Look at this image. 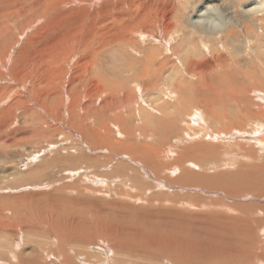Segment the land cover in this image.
Instances as JSON below:
<instances>
[{"label":"rangeland","instance_id":"374dc122","mask_svg":"<svg viewBox=\"0 0 264 264\" xmlns=\"http://www.w3.org/2000/svg\"><path fill=\"white\" fill-rule=\"evenodd\" d=\"M146 1L149 0H144ZM184 1H160L162 9L155 15L156 18L153 20L155 24L152 22L139 27L135 25L137 17L135 15L129 17L125 26L120 29V37L124 36L125 43L131 40L132 45L136 44L135 48L139 53L136 54L131 48L126 51L124 48L114 46L111 52L113 54L108 52L103 57L100 56L95 62L96 66L93 67L103 75L107 88H113L119 82L123 85L119 95H112L103 93L101 87H97L93 80L87 81L86 78L93 77L92 73H95L92 67L90 68L92 72L86 71L84 74L87 76L85 83L80 82L77 78L78 66L83 70L86 69V65L82 66L85 63L82 59L90 53L91 48L96 49L101 46L110 51L111 44L104 45L115 38L114 32H107L111 14L114 13L105 14L111 4L117 7L121 2L131 5L132 0H0V38L2 34L8 37L0 43L2 50L7 52L6 57L2 59L6 61L4 65L6 69L13 66L12 62L15 59L36 63V60L26 56L29 52L42 51L41 54L38 52L41 57L49 54L53 57L54 54L52 62L55 63L60 52H68L71 46L76 50L75 59L71 58L74 59L73 61L61 62L62 65H59L63 70L67 68L61 86L56 85L59 83L56 73H46L45 78L42 76L43 81L35 83L39 88L34 89L32 83L36 79L35 76L29 75L27 79L22 78V82H14V79L7 75V70L0 65V72L5 74L4 80L0 78V243H8L6 247L0 248V253L6 255L7 259L18 251L30 254L31 250H35V254L30 257H35L34 260L40 261V264H58L65 255L75 264L81 262L170 264L157 261L156 254L158 244L167 237L165 233L174 230L182 234L174 235L172 239L196 241L195 251L193 254L189 252V259L196 260L193 264H204L201 259L206 255L218 258V262L222 264L221 256L215 251L204 250L198 255L195 254L201 251V248H197L199 246L203 250L206 247L213 249L212 245H220L216 233L210 234L213 240L208 236L209 230H214L209 228L213 227L209 225V222H212L210 218L216 219L222 215L227 219L239 221H243V216L249 215L255 227L262 223L256 230V239L251 245L248 244L247 248L250 252L256 253L253 245L264 244L262 234L264 220H259L264 217V208L258 211L256 209L258 205L264 206V178L259 180L247 173L244 174L238 182L239 185L247 182L244 191L247 194H244V197L238 196L237 199L202 187L206 184L203 176L213 177L222 171H234L242 166H257L263 161L264 152L259 151L262 146L257 142H250L249 136L251 137L255 131L254 127L264 122L261 116L264 113V102L258 99L257 102L253 101L255 95L252 93H249V98L245 95L227 96L218 90L204 89V85L215 84L223 77H231L235 66L233 63L219 61L213 53L200 47V42L196 40H193L195 47L193 52L189 53L182 47V54L177 55L179 58L182 55L193 57L197 66L193 72L203 79L199 85H194L186 79L180 60L175 54L167 52L175 43L170 41V37L166 34V29L177 27V21L181 17L183 7L186 6ZM228 1L236 4L238 10L235 12L227 10ZM249 1L251 0H224L225 6L222 5L221 10H226L227 15L231 14L228 16L238 19L240 6L246 5ZM197 3L198 0H192L189 15ZM149 16L153 18L152 15ZM149 16L143 18L141 22L151 21ZM160 16L162 18H159ZM253 16L254 14L249 15V17ZM119 42L122 43L120 40ZM115 49L118 51L116 54ZM150 52L161 53L158 61H161V57H166L170 63L165 67L163 74L160 73L163 76H159L157 86L151 92H145L144 84L151 78L144 77L137 83L131 76L139 75L141 69L145 67V60L142 58ZM134 59L139 60L141 67L133 61ZM212 60L215 62L218 60L220 63H214ZM111 61H115L114 65ZM119 61L125 62L131 70L127 72V66L124 65L125 73L122 70L120 74H116L115 66L117 64L120 66ZM53 67H57V63L53 64ZM82 78L84 77L81 76ZM184 78L185 80L182 81ZM23 88L25 92L22 91ZM188 88L190 89L187 90ZM126 90L130 91L131 95L125 96ZM16 95H19L18 101H12L17 98ZM39 97L40 106L43 107L40 110L36 104ZM245 100L254 104L252 113L251 105H246L247 109L244 108ZM71 102H75L72 112L74 111L73 115L76 118L73 119L68 115ZM47 106L50 108L45 109ZM50 110L55 113L47 112ZM188 111L191 115L201 116H198L197 120V117L189 115ZM116 114L120 116L121 130L115 123ZM250 120L252 125L249 123ZM83 126L89 132L92 128H97L95 130L101 135L92 138L93 140L87 138L88 142H85L80 134ZM172 127H175L178 136L173 132ZM237 127H242V131L245 132L242 134L241 131H237L241 135L239 138L234 137V129ZM225 128L231 130L222 134L221 130ZM137 129L147 130V136L145 138L141 136ZM39 132L41 134H38ZM170 133H174L170 142H164L165 137ZM122 146L129 147L125 149ZM137 147L142 148L143 153L139 151L141 156L151 153L149 157L152 156V159L159 161L156 166L157 172L160 173L158 176L153 173L155 169L140 161ZM187 148L190 149L189 153L184 151ZM251 152L252 156H250ZM182 156L189 161L182 166L190 172V175L180 181L181 166L174 163V160ZM162 163L167 165V169L163 172ZM130 177L133 178L132 181L129 180ZM120 190L122 193L118 195L117 192L119 193ZM205 205L208 206L204 207ZM240 205L255 206L249 211ZM171 209L172 211L174 209L175 214H183V217L181 216L183 223H177L182 226L171 228L177 225L174 218L166 212ZM229 209L231 212L228 211ZM80 216H84L91 225L86 227L85 231L91 228L94 231L93 225L96 224V227L102 231L112 228L111 236L101 234L93 237L90 244L78 242L70 246L68 242L58 241V237L55 240L52 235L57 225L63 223L64 226L72 228ZM163 218L166 220L164 221ZM50 219L54 220V226L50 231L52 235L29 230L28 233L14 237V233L20 228L18 226L24 224L33 230L47 229L41 223ZM206 219L208 221L205 224ZM72 220L74 223H71ZM113 229H122L126 232L122 237L128 236V240L119 241L121 244L126 242L123 245L128 251L114 253ZM210 244L212 248L208 247ZM179 248V243L174 245L172 253L178 254ZM55 250H58L56 254L54 253L58 256L50 258L52 263L48 255ZM235 254L239 255V252ZM40 255L46 259L42 261ZM242 256L243 252L237 257ZM21 261L26 263L24 259ZM10 262L12 263V259ZM0 264H8V262L3 261ZM226 264L232 263L226 261ZM237 264L242 263L239 261Z\"/></svg>","mask_w":264,"mask_h":264},{"label":"bare ground","instance_id":"6f19581e","mask_svg":"<svg viewBox=\"0 0 264 264\" xmlns=\"http://www.w3.org/2000/svg\"><path fill=\"white\" fill-rule=\"evenodd\" d=\"M139 1H142L143 3L139 2ZM160 1H162V0H149L146 2H144V0H135V1L132 0L131 5H126L125 3L121 2L119 7H117V5L114 6L112 4L110 7L108 6L109 8H108L105 15H107L108 13H114V14H111V21L108 24L107 32H111V33L114 32L115 33L114 40H109L108 43L104 45V46H106V45L111 44L110 51L102 48L101 46H98V48H96V49L91 48L89 50L90 53H87L86 57L84 59H82L83 63L85 62L84 65H82V66L85 67V65H86V69L85 70L81 69L80 68L81 66H78L79 68L77 67L78 68L77 78L79 79V81L80 82L84 81V83H85V77H87L86 75H84V74H86L85 72L91 71L90 68L92 67L91 69H93V67L96 66L95 62L98 61V58L100 56L103 57L108 52L112 55L113 53H111V52H112V49L114 46L124 48L126 51H128L129 48H131L136 54H138L139 51H137V48H135L136 44L132 45L131 40H129L125 43L124 36L120 37V29L125 26V24L127 23V20L132 15H135L137 17V21L135 24L136 26H139V27L142 26L143 27L145 24H150L152 22H153V24H155V21H153L156 18L155 15H157L159 13V11L162 9V4L159 3ZM223 1H221V0H198L197 5L198 4H201V5L200 6L196 5L193 9V12L189 15V9L192 6V0H185L184 2H186L185 3L186 6L183 7V10H182L183 12L181 13V17H179V19L177 21V27L172 26L171 29H169V30L166 29V32H167L166 34L170 37V41L175 43V45H172L171 48H169V50H167V52L171 53V54H175L177 56V59L180 60V63L182 65V69L185 71L184 76L186 77V79H188L194 85H199V82L202 81L203 77L202 76L200 77L199 74H196L193 72L194 69H197V66L195 65L193 57H190L188 55H186V56L182 55L181 58H179L177 55V54H182L181 53L182 47H184L189 53L193 52L194 48H195L193 40H196L197 42L199 41L201 44L200 47H204L207 50V52L213 53L219 61L233 63V65L235 66L234 71L231 73V77H229V78L223 77L220 80L216 81L215 84H208L207 86L204 85V89H207V91H217L218 90L220 92H223L227 96L245 95V96H248L249 98H250L249 93H252V95L253 94L255 95L254 99H252L253 101L257 102L258 100H260V101L264 102V0H256V1L251 0L246 5L240 6L238 19H236V17H234V16H228L231 14L229 13L227 15L226 10H224V11L221 10V6L222 5L225 6ZM199 2H201V3H199ZM176 3H178V2H176ZM154 4H156V7H154ZM164 6H165V4H164ZM222 8L225 9L224 7H222ZM227 10L235 12L236 10H238V6L236 4L228 1L227 2ZM163 11H164V7H163ZM186 14H188L189 16ZM250 14H254V16L249 17ZM149 15H152L153 18ZM146 16H149V18L152 20L147 21V22H141V21H143V18H145ZM159 18H162V16H160ZM129 24H131V23H129ZM0 32H1V30H0ZM96 32H97V30H96ZM144 32H145V30H144ZM163 32H164V29H163ZM106 34H108V33H106ZM91 35H93V34H91ZM94 35L97 36L96 33H94ZM6 39H8V37L5 36L4 34H2V38H0V43ZM119 40L122 43H120ZM8 44H10V43H8ZM8 44L6 46H8ZM69 48L70 49L68 52H62V53L60 52L59 55L56 53L57 54V62H55L56 61L55 60L54 61L55 63L52 62V60L54 59V56H55L54 54H53V57L51 56V54H49V56L41 57V55L40 56L38 55L39 51H36V52H32V53L29 52V54L26 55L27 57H31L32 59L36 60V63H31V62L26 61V60H16L15 59L14 62H12V63H14L13 66L8 67L6 69L4 66L6 61L5 60L3 61L2 59H4V57H6L7 52L3 51L2 46L0 45V65L3 69L7 70L6 71L7 75L9 77H12L14 79V82H18V81L20 82L22 80V78L27 79L29 75L35 76L36 79L32 83L34 89L36 87L39 88L38 86L35 85V83L39 82V81H43L42 76L44 77V75L46 73L47 74H55L56 73V77L59 80V83L57 81L58 84H56V85L61 86L64 83V77H66L65 71L67 68L65 67L66 69L64 68L65 70H63V69H61V67H59V65L60 64L62 65L63 62L68 63L69 61H73L75 59L74 55H76L75 54V52H76L75 48L73 46H71ZM81 51H78V53H82ZM121 51H123V50H121ZM198 51H199V48H198ZM41 52L42 51H40L39 53L41 54ZM117 52L118 51L115 49V54ZM88 54H90V55H88ZM83 55H85V54L83 53ZM161 55H162L161 53L155 54L154 52H150V53L144 55V57L142 59L145 60L144 61L145 67L141 69L138 76H135V75L131 76L132 80L137 82V83L142 81L144 79V77H147V78L150 77L151 78V79L147 80L144 84V88H145L144 91L145 92H151L154 89V87L157 86V80H158L159 76L160 77L163 76V75H160V73H162L164 71L165 67L168 66L170 63L168 58H166V57H161V61H158V57ZM117 56H118V54H117ZM72 57L74 58L73 60H71ZM78 60H79V58H78ZM118 60H120V59H118ZM218 60L216 62L220 63ZM133 61L136 64H138L139 67H141V64L138 63L139 60L134 59ZM108 62L109 61H107V63ZM111 62H113V61H111ZM114 62L112 63L113 65H114ZM212 62L216 63L215 60H212ZM56 63H57V67H53V64H56ZM118 63H120V61ZM124 65H126L125 62H121L120 63L121 67L119 66V64H117V66H115L116 67L115 68L116 74H120L122 72V70L125 73V71L123 69ZM126 66H127L126 71L129 72L131 70L130 66L129 65H126ZM56 70H57V72H55ZM151 70H153V72ZM92 71L94 72L95 70L93 69ZM4 75H5L4 72H0V78L1 79L4 78ZM89 75L91 77L90 72H89ZM92 75H93V77L86 78L87 81L89 82V81L93 80L94 84L97 87H99V88L101 87L100 90L103 93H110L112 95L113 94L119 95L120 91L123 90V85L120 82L117 83L113 88H107L106 83H105V79H104L103 75L99 73V71H95V73H92ZM81 76H83L84 78L81 79ZM181 79H182V76H181ZM46 80H47V78H46ZM184 80H185V78L182 81H184ZM71 83H73V81ZM244 83H248V84L244 85ZM44 84H46V83H44ZM4 89L6 90L7 87H5ZM189 89L190 88H188L187 90H189ZM177 90H178V88H177ZM22 91L25 92V88H23ZM31 91H34V90H31ZM44 91H45V89H44ZM28 92H30V91H28ZM129 95H131V92L126 90L125 96H129ZM16 96H17V98L12 99V101H18L19 95H16ZM36 97H38V96H36ZM129 99H130V97H129ZM36 102L35 103L37 104V107L39 108V110H40V108H43L40 106V97H39L38 101L36 100ZM74 103L73 102L70 103L69 113H68V115H70V117H72V119L75 117L73 115L74 111L72 112V109L74 107ZM190 103H189V106H190ZM11 104H13V103H11ZM62 104H64V102ZM187 104H184V105H187ZM239 104H242V103L239 102ZM243 105L245 106L244 108H246V109H247L246 105H251L250 107H251V113H252V108H253L254 104H252L248 100H245L243 102ZM48 108H50V107L47 106V108H45V109H48ZM55 108H57V107H55ZM47 112H53V111L50 110ZM54 113L55 112H53V114ZM87 113H88V111H87ZM90 113L92 114V111ZM91 114H89V115L91 116ZM188 114L191 115L189 113V111H188ZM49 115H52V114H49ZM65 115H67V114H65ZM71 115H73V116H71ZM53 116H55V115H53ZM191 116L197 117V120H198V116H201V115L195 114V115H191ZM261 116L264 118V113H262ZM181 117H183V115H181ZM49 118H51V117H49ZM174 118H176V117H174ZM72 119H71V121H72ZM119 119H120V116L118 114H116L115 123H116L117 127L119 128V130H121V127H120L121 124H120ZM198 122H196V123H198ZM249 123H251V120ZM82 124L84 125L83 122H82ZM40 125H42V124H40ZM251 125H252V123H251ZM82 128H83V130L80 131V134H81V136H83L82 138H84L85 142H88L87 138H89V139L91 138V140H93L96 136L99 137L101 135L97 130H95L97 128L90 127V128H92V131L90 130V132L87 131V129H85L84 126ZM153 128H155V127H153ZM225 129L221 130V131H223L222 134L223 133L226 134L231 130V129H226V130ZM254 129H255V131L251 134V137L249 136V140H250V142H257L259 145H261L262 149H260L259 151L264 152V122L259 123L256 127H254ZM172 130H173V132H175V127H172ZM137 131L139 132L140 130L137 129ZM221 131H217V133H221ZM234 131H235L234 137H236V138H239V136H241L240 134L237 133V131H239V132L241 131L242 134L245 133L244 131H242V127H237L234 129ZM38 134H41V133L39 132ZM140 134H141V136H143L145 138L147 136V130L140 131ZM173 134L174 133L168 134L165 137L164 142H170V139L173 136ZM175 134L178 136L177 132H175ZM91 136H93V137H91ZM100 143L102 144L103 142H100ZM110 143H113V142H110ZM122 147H124V146H122ZM128 147L129 146H125L124 148L127 149ZM119 149H120V147H119ZM137 149H138V155H139L140 161L142 160L143 163L151 166L152 169H155V171L153 173L157 174V176H158L160 173L157 172L156 166H157V162H159V161L152 159V156L149 157L151 153L147 154L148 157L143 156V155L141 156L140 152L143 153L142 148L137 147ZM145 149H147V148H145ZM184 151L186 153H189L190 149L187 148V149H184ZM154 153L157 154V152H154ZM107 154L110 155L109 152H107ZM117 156H119V155H117ZM155 156L156 155L154 154V157ZM250 156H252V152L250 153ZM109 159H110V157H109ZM185 159L186 158L182 156V157H179V158L174 160V163L181 166V170L179 172L180 176L178 175L180 177V181L182 180L183 177L186 178L187 175L188 176L190 175L189 174L190 172L182 166L185 162L189 163V161L187 159H186L187 161H185ZM160 164H161V162H160ZM162 166H163V168H162L163 170H161V171L163 172L164 169H167V165L162 163ZM114 171H116V169H114ZM246 173L252 177L258 178L259 180L263 179L264 178V158H263L262 162H259L257 164V166L237 167V169L234 171H228V170L222 171L213 177L203 176L202 178L206 180L205 181L206 184L203 185L202 187L205 189H208V190H215V191L225 193L228 195L229 198H234V199L236 198L237 199L238 196L244 197L245 196L244 194H247L246 192H244L246 189L247 182L243 183L242 185H239L238 181ZM148 175H149V173H148ZM192 177H194V176H192ZM132 179L133 178H131V177L129 178L130 181H132ZM203 179H202V181H203ZM164 180H165V178H164ZM210 184H212V186ZM229 184H232V185H229ZM126 186H129V185H126ZM127 189L130 190L129 188H127ZM235 189H239V191H234ZM121 193H122V190H120L119 193L117 192L118 195H120ZM133 196H135V195H133ZM145 197H147V196H145ZM132 198H135V197H132ZM160 198H161V196H160ZM148 199H151V198H148ZM208 205H205L204 207H206ZM240 206L243 209L250 211L254 208L255 205H247L245 207L243 205H240ZM223 207L226 208L228 206H223ZM235 207H238V205H235ZM261 208H264V206L258 205L256 207L257 211L260 210ZM228 211L231 212V209H229ZM166 212H168V215L170 217L174 218V221L176 224L177 223H183V220H182L183 214H180V215H179V213L175 214L174 209H173V211L171 209V210H168ZM189 217H191V215ZM166 218H168V217H166ZM163 219H164V221L166 220L165 218H163ZM38 220L36 219V221H38ZM210 220L212 222H209V225L213 226V227H209V228H214V230H209V236L208 237L211 240H213L210 237V234L216 233L217 238H218L217 242H220V245L219 244H218V246L212 245L213 249H209L206 247V248H203V250H202V247L199 246L197 248L198 249L201 248V251L198 250L199 252H196L195 254L198 255V253H202L204 250L205 251H215V252H217V254L219 256H221L220 261L221 262L223 261V263H225V264H226V261H228L229 263L231 262L232 264H235V263L237 264L239 261L242 264H255V263L264 264V244L260 243V244L253 245V248H254L256 253L250 252L249 249L247 248V245L248 244L251 245L253 243V241L256 239V230L261 226L262 223H260L257 227H255L254 222L252 221V219L249 215L243 216V221L230 220V219H227L223 215L221 217L216 218V219L210 218ZM259 220L263 221L264 217L259 218ZM174 221H170V222L174 223ZM207 221L208 220L206 219L205 224L207 223ZM36 223H38V222H36ZM53 223H54V220H52V219L42 222L41 224H44L47 227V229L40 228L41 230L40 229L33 230V228L27 227L24 224L20 225V226H18L20 228L17 229V231L14 233V237L19 236L21 233L22 234L28 233L29 230H32L33 232L38 231V233H40V234H42L44 232L48 235H52L50 233V231L52 230V227L54 226ZM71 223H74V220H72ZM81 224H82V226H80ZM110 224H112V223H110ZM211 224H213V225H211ZM57 226L58 227H57V229H55V232H53L52 236H54L55 240H57L59 238L58 241L62 240V241H64V243L68 242V246H70L72 243H78V242H85L87 244H90L93 237L101 236V234H107V237H110L111 236L110 231L112 230V228H109L108 230H105V231L99 230L96 227L97 225L95 224V225H93L94 231L92 230V228L88 231H85L86 227H91V225L89 222H87V220L84 219V216L78 217L76 219L75 223L73 224L72 228H68V227L64 226L63 223H61L60 225H57ZM179 226H182V225H178V224L173 225V226H171V228H176ZM82 227H84V228L82 229ZM206 227H208V226H206ZM178 230H180V229H178ZM165 232H166V230H165ZM7 233H8V231H7ZM124 233L126 234V232L122 229H119V230L113 229V234L115 236V239H114L115 243L113 245V247L115 248L114 253L115 252L119 253V251H122V252L128 251V249L125 248V245H123L126 242L121 244L120 243L121 241H119V240H123V241L128 240L127 239L128 236L126 238L122 237ZM239 233H240V235H239ZM46 234H43V235H46ZM165 234L167 236L166 239L161 240V243H159L157 246V251H158V253L156 254V258H157L156 260L157 261H159L160 263L169 262L170 264H193V263H195V261H196L195 259L194 260L189 259V257H190L189 252H191L193 254V252L195 251L194 242H196V241H187V240L183 241L182 239L177 241L175 238L172 239V237L174 235L182 234L181 232L176 233L174 230H169V232L165 233ZM203 234H204V231H203ZM262 234L264 237V229L262 230ZM225 237L228 239H225ZM132 239H134V238H132ZM144 240H146V239H144ZM130 241H131V239H130ZM205 242L207 243V241H205ZM178 243L180 244L178 254H175L174 252H173L174 253L173 254L172 253L173 246L178 244ZM7 244H3V242H1L0 248L6 247ZM57 244L59 245L58 242H57ZM32 245H34V244H32ZM210 246H211V244L208 247H210ZM59 247H60V245H59ZM212 247H210V248H212ZM129 248H131V247L129 246ZM175 248H176V246H175ZM34 251L31 250V252H29L30 254H27L24 251L23 252L18 251V252H15L14 254H11L9 259H7L8 257H6V255L0 253V263L3 261H7L8 264H15V262H17L18 264H23L25 262L22 263L21 260L24 259L26 261L25 264H40V261L36 262L34 260L35 257H30L33 254H35L36 251L35 252ZM57 251L58 250H55L52 252L51 255H48V259H50L51 257L57 258L58 255H55L56 254L55 252H57ZM139 251H137V252H139ZM49 252H48V254H49ZM234 252L235 253L239 252V255H241V253L243 252V256L241 258H238L237 256H239V255H236ZM248 254L250 256L249 258H248ZM39 258L42 261L44 259H46L43 255L42 256L40 255ZM10 259H12V263L10 262ZM218 261H219L218 258H214L211 255H206L203 257V259H201V262H203L204 264H215V262L217 264H220V262H218ZM51 262H52V260H51ZM53 264H56V263H53ZM58 264H75V262L70 260L67 257V255H65L64 258L61 261H59ZM79 264H85V263L81 262Z\"/></svg>","mask_w":264,"mask_h":264}]
</instances>
